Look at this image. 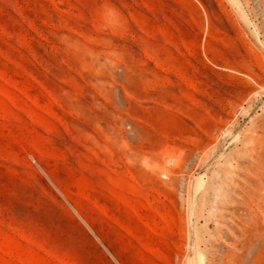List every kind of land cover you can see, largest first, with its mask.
<instances>
[{"label": "rangeland", "instance_id": "1", "mask_svg": "<svg viewBox=\"0 0 264 264\" xmlns=\"http://www.w3.org/2000/svg\"><path fill=\"white\" fill-rule=\"evenodd\" d=\"M0 264H264V0H0Z\"/></svg>", "mask_w": 264, "mask_h": 264}]
</instances>
